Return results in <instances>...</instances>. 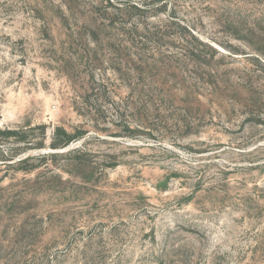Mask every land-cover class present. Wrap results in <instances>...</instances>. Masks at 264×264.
Segmentation results:
<instances>
[{
  "label": "rangeland",
  "instance_id": "374dc122",
  "mask_svg": "<svg viewBox=\"0 0 264 264\" xmlns=\"http://www.w3.org/2000/svg\"><path fill=\"white\" fill-rule=\"evenodd\" d=\"M0 264H264V1L0 0Z\"/></svg>",
  "mask_w": 264,
  "mask_h": 264
},
{
  "label": "trees",
  "instance_id": "16d2710c",
  "mask_svg": "<svg viewBox=\"0 0 264 264\" xmlns=\"http://www.w3.org/2000/svg\"><path fill=\"white\" fill-rule=\"evenodd\" d=\"M110 0H108L109 2ZM153 1V0H152ZM264 0H259V2H263ZM112 6V4H111ZM134 9L138 10V11H143V9L138 8L137 6H134ZM215 53H219L218 51L214 50ZM118 71H121V69H119ZM41 129H45V126H41ZM9 136H22L21 139L19 140L20 142L26 143V145H30L28 146L29 148L27 149H33V142H31V140L29 141V139L25 138V135L23 133H17L15 131H10L8 133ZM84 137V134H71L69 132H67L65 129L57 127L55 129L53 138H52V144H51V148L54 150H60V149H64L66 147H68L71 143L75 142L78 139H81ZM81 151H78V153H80ZM55 156V154L53 155ZM29 161V158L20 160L19 163L20 164H25L26 162ZM29 172V170H27Z\"/></svg>",
  "mask_w": 264,
  "mask_h": 264
}]
</instances>
